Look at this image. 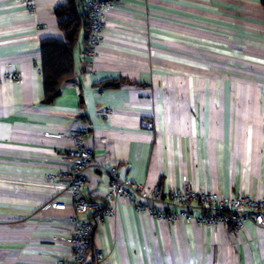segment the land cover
I'll return each mask as SVG.
<instances>
[{
	"label": "crops",
	"instance_id": "0c3cea01",
	"mask_svg": "<svg viewBox=\"0 0 264 264\" xmlns=\"http://www.w3.org/2000/svg\"><path fill=\"white\" fill-rule=\"evenodd\" d=\"M65 2L0 0V264L69 260L73 211L51 203L69 201L76 131L95 163L164 194L264 197V0H119L90 58L80 33L73 74L46 101L41 42L63 39L55 10ZM84 174L83 196L103 208L108 174ZM114 209L96 223L86 260L264 264V228L252 221L231 231L123 200Z\"/></svg>",
	"mask_w": 264,
	"mask_h": 264
},
{
	"label": "built area",
	"instance_id": "2783aa9c",
	"mask_svg": "<svg viewBox=\"0 0 264 264\" xmlns=\"http://www.w3.org/2000/svg\"><path fill=\"white\" fill-rule=\"evenodd\" d=\"M32 8L34 0H23ZM119 0H90L88 2V20L90 36L86 55L88 58L95 53L96 46L102 38L104 26V12L117 6ZM4 77H10L5 74ZM151 129L152 122L145 123ZM85 134L76 131L71 135L74 147L69 156L72 168L65 172V190L68 192L69 201H53L51 207L65 210L69 205L72 208L66 222L69 230L66 242L69 248V260H59L53 264H100L104 255L95 252L92 260H86L87 246L91 223L84 219L98 208V204L83 196L85 183L84 170L97 167L109 176L106 191L102 195L104 208L95 212L93 221L98 223L104 217H111L115 213L114 206L119 200L135 206L138 210L147 211L153 217H159L168 222L183 219L209 227L222 226L227 230L241 228L246 221H252L256 226L264 228V197H251L245 194L223 196L212 191L195 190L184 186L172 189L164 194L156 187H149L143 183L121 178L115 165L97 164L93 161L89 150L82 146ZM50 179L56 178L53 175ZM161 204L162 207H157Z\"/></svg>",
	"mask_w": 264,
	"mask_h": 264
},
{
	"label": "trees",
	"instance_id": "16d2710c",
	"mask_svg": "<svg viewBox=\"0 0 264 264\" xmlns=\"http://www.w3.org/2000/svg\"><path fill=\"white\" fill-rule=\"evenodd\" d=\"M90 0H66L59 5L55 14L58 25L63 32V39H45L41 42L43 90L46 101H51L58 93L59 84L73 74V49L80 33L83 34L84 50L88 48L90 27L88 20ZM105 206V205H104ZM104 208V207H103ZM98 207L91 212L101 210ZM91 231L87 251L90 248L91 236L96 222L90 221Z\"/></svg>",
	"mask_w": 264,
	"mask_h": 264
}]
</instances>
